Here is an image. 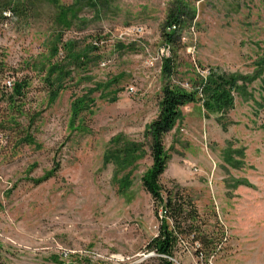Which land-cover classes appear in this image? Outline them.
I'll return each instance as SVG.
<instances>
[{"label": "rangeland", "instance_id": "374dc122", "mask_svg": "<svg viewBox=\"0 0 264 264\" xmlns=\"http://www.w3.org/2000/svg\"><path fill=\"white\" fill-rule=\"evenodd\" d=\"M209 70L247 76L246 88L223 113L180 108L158 179L223 238L208 257L179 239L172 261L264 264V0H0V264H161L147 250L163 212L140 179L152 164L146 127L163 86L191 90ZM15 80L22 97L10 95ZM87 91L91 111L73 120ZM131 142L133 163L107 160Z\"/></svg>", "mask_w": 264, "mask_h": 264}, {"label": "trees", "instance_id": "16d2710c", "mask_svg": "<svg viewBox=\"0 0 264 264\" xmlns=\"http://www.w3.org/2000/svg\"><path fill=\"white\" fill-rule=\"evenodd\" d=\"M53 1V0H52ZM69 12H71L69 10ZM68 12V13H69ZM67 10L62 9L58 14V20L63 22L65 26L69 25L67 18ZM178 24V19L169 14L168 20L161 31L168 43L174 41V33L166 31L165 28H170ZM93 49L97 47L92 46ZM74 59H81L84 56L73 55ZM73 59V58H72ZM172 58L163 59L162 71L170 74L172 71ZM56 71V70H55ZM205 77L200 78V81L195 82L191 90H186L180 86L167 84L163 86L161 98L159 102V110L157 117L146 127L147 133L150 135L149 153L152 159V164L142 175V187L148 192L153 199L155 209L161 208L163 215L160 217V225L158 233L150 241H148L147 250L152 251L157 255L161 264H173L172 254L174 247L179 239H188V241H197L202 245L201 250L205 256H210L216 246L222 241V232L204 233L201 226L197 224L199 213L190 195L180 187L163 190L159 183L158 177L164 172L168 160V154L165 153V147L161 140L163 136L171 130L177 119L180 118V108L188 103L202 102L206 116L212 113H223L234 106V94L244 90L248 77L232 73H218L215 70H209ZM26 83L24 80H15L11 84L12 97H22L24 94ZM92 91V90H91ZM87 94L76 97L71 106L72 119L74 120L83 110L91 111L93 100ZM58 89L51 90L50 99H54ZM116 97L111 98L115 101ZM14 103V101L12 102ZM138 149L131 142L125 150L118 151L116 154H110L107 160L114 161L120 165L133 163L137 157ZM128 183V180L124 179ZM165 195H163V191ZM169 220L171 221L169 223Z\"/></svg>", "mask_w": 264, "mask_h": 264}, {"label": "built area", "instance_id": "2783aa9c", "mask_svg": "<svg viewBox=\"0 0 264 264\" xmlns=\"http://www.w3.org/2000/svg\"><path fill=\"white\" fill-rule=\"evenodd\" d=\"M173 27H175V26H173ZM137 31H142L143 29L141 28V27H139V28H137L136 29ZM169 47L167 46L166 48L165 47H162L160 50H159V54H158V56H157V58L158 59H162V57H168L169 56ZM10 86H11V84H9ZM130 91H133V87L132 86H130L129 88H128Z\"/></svg>", "mask_w": 264, "mask_h": 264}]
</instances>
